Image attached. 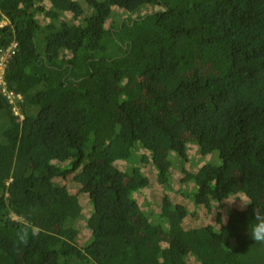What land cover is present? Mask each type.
Here are the masks:
<instances>
[{
    "label": "trees",
    "instance_id": "1",
    "mask_svg": "<svg viewBox=\"0 0 264 264\" xmlns=\"http://www.w3.org/2000/svg\"><path fill=\"white\" fill-rule=\"evenodd\" d=\"M0 50V264H264V0H0Z\"/></svg>",
    "mask_w": 264,
    "mask_h": 264
},
{
    "label": "clouds",
    "instance_id": "2",
    "mask_svg": "<svg viewBox=\"0 0 264 264\" xmlns=\"http://www.w3.org/2000/svg\"><path fill=\"white\" fill-rule=\"evenodd\" d=\"M6 49L5 51H7ZM5 53V52H4ZM7 61V59H6ZM240 210H244L247 205L252 204L251 198L240 199ZM253 220L248 225V234L250 237L258 243H264V208L255 206L253 208ZM31 213H17L18 218L13 219L11 222L16 225L14 233L15 246L17 248L21 246H27L29 241L37 238L42 229L34 223L31 219Z\"/></svg>",
    "mask_w": 264,
    "mask_h": 264
},
{
    "label": "rangeland",
    "instance_id": "3",
    "mask_svg": "<svg viewBox=\"0 0 264 264\" xmlns=\"http://www.w3.org/2000/svg\"><path fill=\"white\" fill-rule=\"evenodd\" d=\"M150 23L151 22H149V21H143L142 26L149 27ZM136 33H137V31L135 29H132V30L128 31L127 36L130 38V40H133ZM195 68L198 69L199 74H202L204 76H216L217 75V72L211 67L208 57L201 56L200 58H198V60L192 66H190V67H188L182 71H179L177 73H172L170 71H166V72H163L160 75H158L157 77L150 79V80H155V82H160L162 84L161 86L163 87V89L167 85L168 87H166V89L168 90L172 86V79H169V81L166 82L165 78L162 77L163 75L171 74L174 76L175 80H178L181 78L189 79L193 75V70ZM150 90L154 91L155 89L153 86H151ZM55 91H57V89L53 87L49 90V93L50 92L53 93ZM202 97H206V95L203 94ZM192 136H193L194 140H192V142L189 143V146L194 147V150H191V156H190L191 160H193V162L195 163V164H193L194 167L196 165H199V164L205 163V162L219 163V158L217 157L215 152L200 154L196 148V146H197L196 137L194 135H192Z\"/></svg>",
    "mask_w": 264,
    "mask_h": 264
},
{
    "label": "built area",
    "instance_id": "4",
    "mask_svg": "<svg viewBox=\"0 0 264 264\" xmlns=\"http://www.w3.org/2000/svg\"><path fill=\"white\" fill-rule=\"evenodd\" d=\"M5 61H6V54L5 53L1 54V52H0V83H1V81L3 79V75H4L3 70H4V67L6 64Z\"/></svg>",
    "mask_w": 264,
    "mask_h": 264
}]
</instances>
